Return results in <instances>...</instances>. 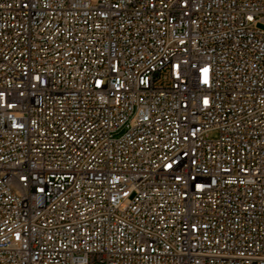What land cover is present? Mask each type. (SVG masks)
<instances>
[{"label":"built area","instance_id":"2783aa9c","mask_svg":"<svg viewBox=\"0 0 264 264\" xmlns=\"http://www.w3.org/2000/svg\"><path fill=\"white\" fill-rule=\"evenodd\" d=\"M0 264H264V0H0Z\"/></svg>","mask_w":264,"mask_h":264},{"label":"rangeland","instance_id":"374dc122","mask_svg":"<svg viewBox=\"0 0 264 264\" xmlns=\"http://www.w3.org/2000/svg\"><path fill=\"white\" fill-rule=\"evenodd\" d=\"M94 2H96V0H94ZM210 136H211V137H218V136H219V132H218V131H212V132L210 133Z\"/></svg>","mask_w":264,"mask_h":264}]
</instances>
